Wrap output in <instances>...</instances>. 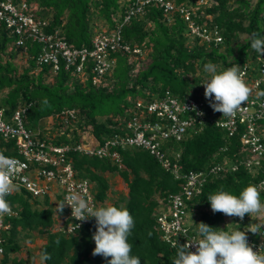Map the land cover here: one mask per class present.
I'll list each match as a JSON object with an SVG mask.
<instances>
[{
    "label": "trees",
    "instance_id": "obj_1",
    "mask_svg": "<svg viewBox=\"0 0 264 264\" xmlns=\"http://www.w3.org/2000/svg\"><path fill=\"white\" fill-rule=\"evenodd\" d=\"M136 1L15 0V4L26 3L36 18L46 21L45 33L57 31L73 48H83L90 47L97 34L115 29ZM170 1L185 7L198 4V0ZM205 1L206 4H201L192 14V19L201 30L211 32L216 29L221 39L219 43H207L191 36L178 12L166 15L156 4H146L143 14L132 16L122 26L121 32L127 44L147 49L146 57L136 65L126 55L112 54L115 67L111 75L106 76L107 82L100 86L92 85L89 74L84 76L83 82L80 77L62 69L53 76L48 66L36 65L38 44L27 42L24 51L16 48L12 44L15 38L3 28L0 32V82H4L7 89L5 99H0V108L9 112L22 105L27 106L25 123L30 126L33 120L38 123L48 117L59 116L67 109L64 105L68 104V109L75 110V118L66 125L57 117L61 131L58 130L56 137L50 140L58 146L82 142L98 146L116 134H124V124L139 99L151 102L161 99L166 92L175 98L188 95L205 98L202 83L209 79V74L204 71L206 63L215 64L218 72L237 64L240 69L243 66L255 67L254 58L258 53L251 48L249 37L253 32L260 34L258 23L263 28L264 0H257L253 8H249L248 0ZM168 19H171L170 23ZM99 20L105 29H97ZM85 34L88 38L84 37ZM241 35H246L247 40L243 43L240 42ZM13 51L15 54H11ZM19 54L26 57V67L17 75L11 60ZM3 56L7 59L4 60ZM46 75L52 76L51 82H44ZM3 88L0 85V95L5 91ZM127 96L131 98L127 100ZM116 99L122 104L116 105L114 114L102 117L104 106ZM45 100L47 103H44ZM70 126H73L71 133L66 130ZM170 146L180 153L178 163L182 173L205 170L224 159H230L236 167L234 171L210 176L200 194L188 203L187 215L192 211L198 212L193 220L195 223L204 222L215 230L237 227L244 230L251 223H260L261 220L248 215L241 221L238 217L225 218L222 213H213L207 200L210 194L219 190L238 196L246 186L257 185L264 177L262 171L249 173L241 164L238 136L229 138L213 126H206L201 132L185 134L182 140L172 142ZM117 152L119 164L108 159L88 157L74 150L68 153V159L77 177L93 183L94 199L99 207L103 206L110 188L107 177L112 174L119 176L126 186V200L120 199L113 205L128 209L134 218V228L128 238L132 244L131 255L139 257L141 264H172L177 247L182 244L172 247L162 240L154 213L160 202L181 190L183 180L175 179L143 149L125 147L118 148ZM260 200L264 202V189L260 190ZM8 202L17 206V216L5 221L9 228L2 234L4 242L0 264H23L22 260L11 255L20 251L21 242L31 241L35 234L45 237L40 258L44 253L51 257L46 261L42 259L43 264H107L105 258L92 255L95 248L92 240L94 218L67 234L53 230V214L62 217L64 211L59 214L57 208L52 210L47 198L43 200L42 207L37 208L39 201L23 191L9 196ZM246 235L252 240L258 236L251 232ZM56 240H59L58 245Z\"/></svg>",
    "mask_w": 264,
    "mask_h": 264
},
{
    "label": "built area",
    "instance_id": "obj_2",
    "mask_svg": "<svg viewBox=\"0 0 264 264\" xmlns=\"http://www.w3.org/2000/svg\"><path fill=\"white\" fill-rule=\"evenodd\" d=\"M197 2L194 7H185L177 6L170 0H137L115 29L97 34L91 40L90 47L73 48L57 31L51 34L45 33L43 28L47 22L36 18L26 3L15 4V0H0V32L4 30L3 28L7 29L8 34L15 38L13 46L22 48L23 51L27 49V42L38 44L36 65L48 66L51 74L55 75L61 69L83 79L89 74L92 85L100 86L107 82L106 76L115 65L112 54H122L128 58L141 54L138 47L123 41L121 32L122 26L132 16L143 14V7L146 4H156L166 15L178 12L187 24L191 36L207 43H219L221 39L216 29L207 32L194 23L192 14L202 3H206L205 0ZM262 25V37H264V21ZM254 60L255 67L243 66L240 69L243 80L251 89V94L234 117H223L222 113L214 112L209 106V100L202 96L196 98L188 95L175 98L166 92L161 99L151 102L137 100L130 112L131 117L124 124V134H116L98 146H91L90 142L58 146L52 140L42 138L26 125L27 106L22 105L9 112L6 108H0V153L15 158L21 165L18 174L13 177L17 190L11 195L24 191L39 202L47 198L49 204L58 205L65 200L71 190L75 189L80 191L91 205L99 207L94 199L93 183L76 176L68 159V153L74 150L88 157L108 159L114 164H119L118 148H140L153 156L175 179L183 180L181 190L163 199L154 213L162 240L173 247V244L183 245L187 240L196 239L194 221L187 215L188 203L200 194L201 188L210 176L234 171L236 167L229 161L230 159H224L222 163H214L205 170L182 173L181 165L178 163L180 153L170 145L172 142L182 140L185 134H195L206 126H213L226 133L229 138L238 136L241 164L251 173H257V170L264 173V134L262 133L264 96L258 95L264 92V56L257 54ZM199 112H203L204 115H198ZM58 118L67 125L74 120L75 110H63ZM169 140L170 143H166ZM257 186L260 190L264 189V177ZM9 196L6 197L7 201ZM10 206L11 215H5L0 219V255L3 252L4 242L2 234L9 228V224L5 221L17 216L15 210L17 206L12 204ZM63 219L67 223L60 231L67 234L88 222V220L78 221L72 218L68 206L65 207ZM247 237L253 251L260 250L264 253V236L258 235L256 240H252L249 235ZM190 250L195 251V247Z\"/></svg>",
    "mask_w": 264,
    "mask_h": 264
},
{
    "label": "clouds",
    "instance_id": "obj_3",
    "mask_svg": "<svg viewBox=\"0 0 264 264\" xmlns=\"http://www.w3.org/2000/svg\"><path fill=\"white\" fill-rule=\"evenodd\" d=\"M249 38L251 48L264 56V37L258 32H253ZM204 71L209 74V79L202 83L209 106L214 112L222 113L223 117H234L251 94L250 87L243 80L239 65L218 72L217 66L209 62L204 65ZM258 95L264 96V92ZM193 110L195 111V107ZM197 114L204 115L203 112ZM20 166V162L15 158L0 153V219L12 213L6 197L17 190L13 177L18 174ZM207 200L213 213L238 217L241 221L245 215L252 219L264 220V202L260 200V187L257 185L249 184L238 196L219 190L210 194ZM66 206L70 207L71 216L75 220L95 219V232L92 235L95 243L93 256L105 258L107 264H141L139 257L131 255L132 244L128 238L134 228V218L128 209L114 205L95 207L75 189L57 205L58 213H62ZM194 224L197 238L187 240L183 245L177 243L178 247L177 244H173V247H177V252L172 264H264V253L260 250L253 251L246 235L247 232H251L264 236V232L261 231L264 223H251L244 230H240L239 227L232 230H215L204 222ZM77 226L79 228V225ZM55 243L58 245L59 240ZM193 246L195 251L190 250ZM42 259L46 261L51 257L44 253Z\"/></svg>",
    "mask_w": 264,
    "mask_h": 264
},
{
    "label": "rangeland",
    "instance_id": "obj_4",
    "mask_svg": "<svg viewBox=\"0 0 264 264\" xmlns=\"http://www.w3.org/2000/svg\"><path fill=\"white\" fill-rule=\"evenodd\" d=\"M248 2H249V8H253L255 6L257 0H248ZM234 6H236V5H234ZM170 22H171V19H168V23H170ZM102 25H103L102 21L99 20L98 24H97V26H98L97 29H101V30L105 29V28H103ZM258 27H259V31H260V34L262 37L263 28L261 27L260 23H258ZM84 37L88 38V36L86 34L84 35ZM244 40L245 41L247 40L246 35H241L240 36V42L243 43ZM138 48H139L141 54L138 55L137 57L128 58L132 62L136 63V65L140 64V61H142L146 57L147 52H148L147 49L143 50L141 47H138ZM14 52L15 51H13V53L11 52V54H15ZM20 55H22V54L15 56L11 60V63L13 64V66L16 69L17 75L21 74L23 71V68L26 67V64H25L26 63L25 62L26 57L25 56L22 57ZM3 59L5 60V59H7V57L3 56ZM247 60L250 61L249 58ZM114 67H115V65H114ZM114 67H113V69H114ZM113 69H112V71H113ZM112 71L110 72L109 75H111ZM53 76H55V75H53ZM51 77L52 76L46 75L44 77V82L45 83L51 82V80H52ZM80 80H81V82L84 81L83 78H80ZM0 85L4 86L3 90H5L0 95V99L3 100V99H5L7 85H5L4 82H0ZM202 88H204V87L202 86ZM129 98H131V96H129V97L127 96L126 99L128 100ZM109 103L110 104H106V106H104L102 117H106L110 114L111 115L114 114L116 111V105L122 104V101L116 99L115 101H113V103H112V101H110ZM68 107H69L68 104L64 105V108L68 109ZM57 117H58L57 115L56 116L54 115L53 117H48L47 119H44L43 121L41 120L38 123H37V121L33 120L32 123H29V125L36 132V134H38L42 138L53 139L56 137L58 130H60ZM60 126H61V124H60ZM64 127H67V126H64ZM72 129H73V126H70L66 130H68V132L71 133ZM48 133L50 134V136ZM83 137L85 138L86 136L83 135ZM84 138H83V140H87ZM80 142H82V140H80ZM81 144H83V142ZM107 180L109 182L110 188H109V191L107 193V198L103 202V206L113 205L115 202L119 201L120 199L126 200V186L122 182V180L119 178V176L117 174H112V175L107 177ZM42 202H43V200L39 202V206H37V208L42 207V204H43ZM56 207H57L56 203L50 204V208L52 210H55ZM191 214H192V216H191ZM197 215H198V212L192 211L189 214V219L191 220V218H192V220H194ZM225 218H229V217L225 216ZM53 219H54L53 230L54 231L55 230H61V228L64 226L63 216L59 217L54 213ZM226 220H228V219H226ZM260 223H264V220H261ZM44 241H45L44 236L35 234L31 237V241L21 242L20 251L18 253L12 254L11 257H16V258L22 260L23 264H43V261L40 258V249H41V246L43 245ZM0 258H1V256H0Z\"/></svg>",
    "mask_w": 264,
    "mask_h": 264
}]
</instances>
